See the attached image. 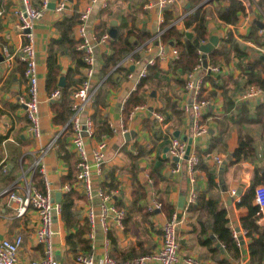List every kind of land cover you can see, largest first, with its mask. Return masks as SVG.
<instances>
[{"label": "crops", "instance_id": "0c3cea01", "mask_svg": "<svg viewBox=\"0 0 264 264\" xmlns=\"http://www.w3.org/2000/svg\"><path fill=\"white\" fill-rule=\"evenodd\" d=\"M65 1L66 6L62 12L48 8L33 27L42 128L40 142H46L60 126L52 122L51 100L48 99L50 91L46 88V58L49 43L52 38L58 37L55 24L64 14H79L90 2V0ZM148 1L96 0L87 20L88 27L94 29L102 22L108 31L111 27L116 28L121 25L124 31L137 27L155 36L161 32L164 10L146 7ZM241 1L245 11L238 14L234 24H226L219 20L214 4L207 6L212 13L207 23L210 36H218V46L220 38L225 37L230 30L233 44H227L231 49L229 59L227 61L222 59L215 64L222 68L219 75L208 74L203 70L198 73V75L202 74L203 78L201 92L203 97L210 100V104L205 109L201 120L207 126L208 133L193 140L191 144V151L197 153L201 159L195 168L193 182L189 181L185 167L178 172H172L174 161L169 153L164 151L165 147H168L169 139L176 136L175 134L186 141L189 137L192 138L190 115L184 113L181 108L183 102L191 100V93L184 89L186 72H182L179 68L173 69V59L169 53L162 60L156 59L161 70L155 83L156 89L148 88L146 103H143L144 108L135 110L130 119L128 115L124 117L122 114L126 97L134 91L133 81L127 78L125 71L118 72L111 69V73H108L111 74V80L89 103L88 111L96 126V136L99 137L106 132L110 134L101 184L111 188L118 187L116 205L124 209V221H127L126 225L124 223L123 230L114 231L111 238V250L123 252L130 247L131 240L134 242L132 246L138 248L129 228L131 221L145 222L152 240L149 247L145 245L147 248L145 251L149 252L157 248L161 241V225L170 217L172 211L177 210L182 221L177 235L181 255L197 257L205 264H250L248 246L251 239L242 227V219L247 215L248 209L238 204L243 194L254 183L255 187L263 185L260 181L258 182V178L259 168L264 164V130L255 117L257 103L264 100V95L260 100L251 101H242L239 95L249 85L246 82L248 72L244 70L246 64L264 55V43L256 44L250 37L254 26L258 28L256 34L264 36V28L262 32H259L260 28L257 25L258 22L264 25V12L257 4V0ZM31 2L35 7H39L41 0H31ZM103 4L106 6L102 7ZM187 4H189L188 0H177V3L170 8L173 16L185 12ZM19 5L20 0H0V8L3 10L0 16V190L17 177L20 156L36 145V141L27 132L28 120L24 105L19 102L20 98H26L28 95V82L23 74L25 64L15 58L13 67L8 71L5 70L3 48L14 51L24 41L18 30V17L14 12ZM113 20L116 21L114 26L111 24ZM177 28L183 29V24L177 25ZM185 30L191 31L190 28ZM154 36L151 39H154ZM74 37L76 38L75 33ZM134 39L133 35L129 37L131 41ZM151 39L136 47L138 55L135 58L145 60L157 52V42H152ZM107 52H109V44L97 46L96 69L101 66V54ZM58 63L61 66V72L74 69L73 79H81L83 66L76 68L72 58L65 54L59 55ZM121 67H129L130 71L137 69L131 64H124ZM96 74L95 72L93 81L101 79ZM102 78L105 79V77ZM153 112L160 113L164 121L158 122L153 117ZM121 121L127 128L125 133L134 131L135 136L130 135L126 139L125 133H111L110 124L119 129ZM241 136H250L254 140L256 156L234 159L233 151L237 148ZM217 155L221 158L220 163L214 160V156ZM227 155H231V160L227 161L221 171L220 165ZM29 161L30 156H27L26 162ZM45 161L52 180L53 194L55 196L57 192H60L62 202L64 192L60 191V186L67 182H63V178L73 162V167L76 169V158L69 144L68 134L59 139L58 148L50 152L45 157ZM4 164L6 170H4ZM150 173L158 176L155 183ZM119 175L123 176L121 180L118 179ZM209 176L213 185L207 191ZM148 177L153 181L154 192L163 202L161 213H150L146 209L150 191ZM35 180L36 186L43 191L40 176L37 175ZM191 188L196 190L197 195L206 190V197L213 196L215 201L226 209L227 226L237 234L240 242L238 246L236 244L238 257H234L223 245H221V251L214 253L212 249L218 245L216 234L210 228L202 231V226L198 222V210L184 211L186 198ZM76 192L83 195L79 191ZM181 199H184L182 204H180ZM253 201L256 204L254 199ZM84 202L83 198L78 199L76 203L81 221L85 219L83 217ZM37 221L38 217L33 209L29 208L24 216L17 217L6 199H0V238L11 239L16 234L24 238V246L19 252V264H25L40 255L41 246L35 244L33 234ZM58 221H62L64 235V243L58 247L62 257L68 246L65 242L66 228L61 215ZM258 223H264V219L260 217ZM71 230L75 231V228ZM199 236L201 240L210 236L213 242L203 244Z\"/></svg>", "mask_w": 264, "mask_h": 264}, {"label": "built area", "instance_id": "2783aa9c", "mask_svg": "<svg viewBox=\"0 0 264 264\" xmlns=\"http://www.w3.org/2000/svg\"><path fill=\"white\" fill-rule=\"evenodd\" d=\"M54 2V10L62 12L66 6L65 0H41L40 6L35 7L31 0H20V5L15 9L18 17V30L23 36L24 41L14 51L4 47L5 70H10L15 62V58L25 64L24 77L28 82V95L26 98H20L19 102L24 105L25 115L28 120L27 132L29 136L36 141V145L29 152L24 153L18 159V174L9 184L0 190V199L5 198L8 205L12 206L15 215L22 217L30 208L33 209L38 217L34 226V242L41 246L40 255L37 258L30 259L25 264H63L60 258L55 257V251L64 243L61 215V201L54 200L52 189V180L49 177L45 157L58 148V141L64 135L68 134L69 144L76 158V172L73 182H66L60 186L61 192L79 191L84 196L83 217L87 221V232L85 237L90 242V249L78 250L74 254L75 264H205L202 260L191 255H181L177 239L181 219L179 211H172L170 217L161 225V241L157 248L149 252L126 259H116L111 254V238L114 231H120L124 228L125 211L116 205V196L118 187L111 188L101 184L103 177V164L109 146V132L96 136V126L91 114L88 111L89 103L97 89L103 83L104 78L93 81L95 74V56L98 45L108 44L110 36L108 32L98 34L94 29L88 27V17L93 9L96 0H90L88 5L79 13V22L76 24L74 33L78 39L76 46L82 54L83 75L81 81L76 85L71 94L70 114L67 121L59 126V129L46 141L40 142L42 137V128L39 112L38 96V76L35 51V39L33 27L48 9V4ZM177 3V0H149L146 7H157L160 10L171 8ZM103 4L102 7H105ZM259 10V6L257 5ZM189 11L175 16L171 25L182 24V19ZM3 10L0 8V16ZM263 28L259 29L262 32ZM157 35L154 36L157 37ZM154 42L153 38L151 39ZM207 41H201L200 45ZM157 52L142 60L135 58L132 54L126 55L116 66L131 64L137 69L127 72V78L133 81V90L143 78L147 76L148 67L156 62V59H164L166 54L171 55V59L178 56V51L174 47L167 46L161 41L157 42ZM199 63L190 71L184 74V89L191 93L190 102H183L182 111L190 115L192 141L208 133V128L201 122L205 109L210 104L208 98L203 97L202 74L198 75L200 70L213 75H219L222 68L207 61L206 69L202 66V53ZM208 60V59H207ZM61 95L59 88L54 89L48 95V99L55 100ZM264 95V89L259 86L249 84L240 93L242 101L260 100ZM128 97H126L127 99ZM125 99V101H126ZM124 105L122 106V108ZM144 108L143 104L134 105L128 113L130 119L137 109ZM153 117L160 123L164 121L160 113L153 112ZM111 133L127 132L123 121L119 129L110 124ZM187 142L176 136L169 139L167 152L173 158L174 168L172 172H178L185 163L189 181H194V165L198 158L194 151L190 150L187 159H184ZM30 156V161L26 162V157ZM217 163L221 158L214 156ZM4 170L6 165L4 164ZM36 175L40 176L44 190L36 186ZM122 175L118 179H122ZM150 189L146 203V209L150 213H161L163 202L158 198L153 190V181L147 178ZM235 192L234 190L232 191ZM197 192L191 188L187 198V211L189 206L195 203ZM255 203L259 207V213L264 219V187L258 185L255 187ZM99 234V235H98ZM237 246L240 244L237 234L233 232ZM24 246V238L16 234L10 238H0V264H19V252Z\"/></svg>", "mask_w": 264, "mask_h": 264}, {"label": "trees", "instance_id": "16d2710c", "mask_svg": "<svg viewBox=\"0 0 264 264\" xmlns=\"http://www.w3.org/2000/svg\"><path fill=\"white\" fill-rule=\"evenodd\" d=\"M204 1L206 0H188L190 6L185 12L189 10L191 11L182 19L183 29L171 25V22L175 17L170 8L164 10V20L161 25V32L153 40L154 42L161 41L167 46L177 49L178 56L172 61L173 69L179 68L182 72H188L199 63L200 54L198 48L200 42L207 41L210 37L207 23L212 13L210 9L207 8L208 5L214 4L213 6L216 16L226 24L236 23L238 14L245 11V6L241 0ZM257 4L264 12V0H257ZM78 16V13L64 14L61 19L56 22L55 25L58 37H54L50 40L46 58V88L50 92L56 88H59L61 91L60 97L51 102V110L53 112L52 122L59 125H62L67 121L70 114V94L73 88L81 81V79H73L72 76L75 71L74 69H68L65 73H62L61 66L58 63V56L65 54L75 61L76 68L83 66L81 60L82 54L76 48L78 39L74 37V27L79 22ZM189 28L191 31L186 32L185 29ZM95 30L98 34L108 32L107 27H105L102 22L95 27ZM116 30V36L114 38L110 37L108 43L109 52L101 54V66L97 69L95 68L96 75L99 78L105 77V79L97 89L93 99L111 80V74H108L111 73L110 70L128 54L137 57L138 53L137 50H135L136 47L154 36L153 33L137 27H131L127 31H124L123 27L118 25ZM256 30H258V28L254 26L250 37L256 44L261 45L264 43V36L257 35ZM132 35L135 37L133 41L129 40V37ZM227 44H233V37L230 30L227 31L225 37L220 38L219 45L208 53L207 58L211 64L215 65L222 59L225 61L229 59L231 49ZM244 70L248 72L246 75V82L248 84H253L264 89V61L261 58H258L256 61H251L248 65L246 64ZM114 71H125L127 73L130 71V68L118 65ZM160 72L161 70L158 61L148 67L147 76L141 80L137 88L129 94L124 102V107L122 109L124 117H127L129 111L134 105L146 103L148 96L147 90L148 88L156 89L155 83L157 82V76ZM62 75L65 78V85L59 87L58 80ZM255 118L263 126L264 130V100H260L257 103ZM105 130L107 129L105 128ZM196 155L198 158V164L201 159L197 153ZM233 156L235 160L256 156L254 140L250 136H241L237 148L233 151ZM197 164L194 165V171ZM73 166L74 162L71 164L67 175L63 178V182L74 181L76 169ZM185 166L184 163L183 167ZM259 173L258 182L260 181L264 187V164L259 168ZM150 176L155 183L158 176H155L153 173H150ZM208 182L207 191L213 185L211 176L208 177ZM206 190L198 193L195 203L191 204L188 210H198V222L202 226V231L206 228H210V230L216 234L218 245L213 247L212 250L214 253L221 251V245H223L234 257H238L236 240L233 237L232 230L227 226L228 219L226 216V209L220 206L213 196L206 197ZM254 196L255 183L243 194L238 205L245 206L248 209L247 215L242 219V227L246 231V235L251 239L248 246L250 264H264V223H258L261 215L259 213L258 205L253 203ZM83 198L84 196L76 191H70L63 194V200L61 202V217L66 228L65 242L68 249L73 251L74 254L81 249L87 251L90 249V242L85 237L87 232V221L85 219L82 221L80 220V212L76 209L77 200ZM124 223L126 225L127 221H124ZM71 228H75V231H72ZM199 239L203 244H211L213 242V240L210 239V236H207L205 240H201V236H199ZM112 241L115 240L112 239ZM141 243L142 242L140 241L139 244ZM144 250L145 247H142L140 250L134 251V254L140 255L146 252ZM111 254L116 259H119L120 257V255L118 256V251L112 250ZM131 254L132 253L130 252V257Z\"/></svg>", "mask_w": 264, "mask_h": 264}, {"label": "water", "instance_id": "95a60500", "mask_svg": "<svg viewBox=\"0 0 264 264\" xmlns=\"http://www.w3.org/2000/svg\"><path fill=\"white\" fill-rule=\"evenodd\" d=\"M205 2H207V0L205 1ZM189 4H187V8H189ZM48 8H51V9H53L54 8V2H50L49 4H48ZM111 24L114 26L115 24H116V21L115 20H113L112 22H111ZM257 25L259 26V28H264V25L261 23V22H258L257 23ZM108 34H109V36L111 37V38H114L115 36H116V34H117V30H116V28L115 27H111L110 29H109V31H108ZM218 41H219V38H218V36H216V35H211L210 37H209V39L207 40V42H205V43H203V44H201L200 46H199V50L201 51V53H202V66H203V68L204 69H206L207 68V66H208V63H207V55H208V53H210L216 46H217V44H218ZM261 58L262 59H264V55H261ZM132 68V67H131ZM63 73H65V70H63L62 71ZM65 85V78H64V76L62 75V76H60V78H59V80H58V86L59 87H63ZM54 100H51V102H53ZM135 136V133H134V131L133 132H128V133H125L124 134V137H126V139H128V136ZM176 135V137L178 136L177 134H175ZM186 141V140H185ZM187 145H186V150H185V155H184V159H187V157H188V155H189V153H190V150H191V144H192V138L191 137H189L188 139H187ZM168 150V147H165V149H164V151L166 152ZM173 159V161H177V158L176 157H173L172 158ZM228 160H231V155H227L226 156V158L222 161V163H221V165H220V170L222 171L223 170V167H224V165L227 163V161ZM54 200L55 201H61V193L60 192H57L56 194H55V196H54ZM183 201H184V199L182 200L181 199V201H180V204H182L183 203Z\"/></svg>", "mask_w": 264, "mask_h": 264}, {"label": "rangeland", "instance_id": "374dc122", "mask_svg": "<svg viewBox=\"0 0 264 264\" xmlns=\"http://www.w3.org/2000/svg\"><path fill=\"white\" fill-rule=\"evenodd\" d=\"M144 223H145L144 221H131L129 228L132 232L131 235L135 238V240H134L136 243L135 245L138 248L132 246V245H134L133 244L134 242L131 240L130 245H129L130 247L127 250H125L123 252L122 251L118 252V256L120 255L119 259H124V258L126 259V258H131V257L137 256V254H134V251L140 250L142 247H145V245L147 247H149V245L152 243L150 233H149V231H148V229ZM140 241L142 242L141 244H139ZM145 250L147 251V248H145ZM130 252L132 253L131 257H130ZM144 253H146V252H144ZM55 257L61 258L63 264H75L74 263V252L71 251L70 249H67L62 257H61L59 250L56 249Z\"/></svg>", "mask_w": 264, "mask_h": 264}]
</instances>
